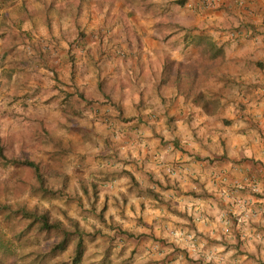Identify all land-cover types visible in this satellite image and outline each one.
<instances>
[{
  "label": "crops",
  "instance_id": "0c3cea01",
  "mask_svg": "<svg viewBox=\"0 0 264 264\" xmlns=\"http://www.w3.org/2000/svg\"><path fill=\"white\" fill-rule=\"evenodd\" d=\"M150 1L154 10L129 16L123 0L119 6L109 0H0V80L3 71L4 83L12 86L19 78L13 67L21 64L25 85L10 100L20 96L31 113L26 118L38 127L40 121L60 127L57 134L48 132L67 150L57 153L46 140L44 157H54L64 177L63 165L72 157L75 205L105 203L103 216L121 220L160 217L163 205L174 202L176 209L169 204L166 217H192L196 232L173 233L209 237L212 244L203 249L213 253L224 247L207 229L222 192L227 191L230 212L243 205L246 214L256 207L264 211V0H215L219 7L209 11L202 0H188L192 14L175 16L173 23L162 21L170 11L161 3L173 9L178 0ZM199 33L221 45V54L206 59L201 45L184 37ZM5 61L10 67L3 68ZM36 68L54 73L52 79H35ZM35 102L41 104L33 110ZM70 140L77 143L75 153ZM251 178L259 193L243 191L253 190ZM145 187L157 190L158 197L146 194ZM239 235L246 239L243 245L224 243L243 250L245 264L255 263L257 253L264 254V227L257 224ZM167 236L176 246V238ZM197 254L196 261L182 258L180 264H209L203 251Z\"/></svg>",
  "mask_w": 264,
  "mask_h": 264
},
{
  "label": "rangeland",
  "instance_id": "374dc122",
  "mask_svg": "<svg viewBox=\"0 0 264 264\" xmlns=\"http://www.w3.org/2000/svg\"><path fill=\"white\" fill-rule=\"evenodd\" d=\"M109 1L112 5L116 4L119 6L122 4L121 0ZM123 1L126 2L125 4L130 8L127 13L129 16H133L136 12H140L141 10L144 12H150L157 7L152 4L150 0ZM184 2H187V5H183ZM184 2L179 3L180 5L176 3L173 4V9H169L170 3L168 6H165L166 2H162V9L170 11V13L163 15L162 21L166 23H173L172 18H176L175 16L184 17L192 14L189 11V1L184 0ZM201 6L203 7V10L205 9L207 11L217 9V7H219V5L215 3V0H202ZM225 11L226 10L223 9L222 12L225 13ZM118 17L121 19L123 15H118ZM190 17L192 18L193 15ZM13 34L15 36H21V38L24 37V35L22 36L20 32H17V30H14ZM18 43H21V46L22 43L26 44V42H23L22 40H19ZM28 46H30L29 43ZM3 63L6 64L3 68L7 66L10 67L6 61ZM37 64H39V62H37ZM42 64H44V62H42ZM32 66L34 67L35 65ZM36 70L37 68L33 71L35 73V79H39L41 76L44 78L46 76L52 79V76L54 75V73H47V75H45V73L36 72ZM12 71L16 72V77L19 75V78H16L14 81H10L12 86L8 84L9 81L4 83V80H6L8 76H6V74L4 75L3 71L1 72V78L4 77L3 83L0 80V142L2 145V151L5 156H15L20 158L25 157L35 161L46 162L54 166L53 158L50 159L48 157H44L46 152L45 143L47 145L50 143L49 147H52L53 143L45 137V135L41 132V129L46 128L47 131L50 129V131L56 133L60 130V127L56 126L54 122H50L48 127L45 125L43 127H38L37 124L32 123L26 118L27 116H31V113L27 112V103L21 102L22 99L20 96L17 98L15 97L16 99L14 100H10V96L12 95L11 93H16L17 91L21 92L22 86L25 85L24 83L22 84V81L25 80L21 78L22 75L25 74V69L22 68V65L20 64L19 67L15 65ZM10 88L11 92H8ZM40 104L41 103L35 102L34 104H31V108L34 110V105L39 106ZM47 114V110L41 112V115L44 118ZM34 115L37 116V114ZM34 135H40V137ZM64 138L65 140L69 139V137ZM46 140L49 141V143ZM71 144L73 145L71 147L75 148V151L71 153H75L78 148L76 145L77 143L75 140H72ZM71 159L72 157L70 156L69 159H66L63 165V170L66 173L65 177L58 174L47 175L46 185L55 191L51 196L47 197L36 195L31 192L30 186L32 185L33 177L31 171L27 167L11 163L3 164L0 158V203L7 204L11 208L17 206H24L28 208L35 205L39 208L48 209L51 215L59 217L60 219H62L63 210L66 215L76 219L80 227H82L85 231L92 233L95 227L98 228L100 231L93 233L91 236L89 235L85 237V251L83 260L80 264H98L100 258L102 257L101 254L106 249L107 259L104 260L106 264H166L168 263L167 261H171L174 258L177 259L174 263L180 264V260H182V258L185 260L190 259L194 262V257L200 256V254L198 255L197 253L201 251L204 253V263L245 264L244 261L246 257L240 258L243 250L236 248L237 250L234 251L230 249V244L234 245L235 243L236 246H239L241 241H246V239H243L245 237L241 239L237 238L240 236L239 232L244 233L249 229H252V227L257 224H260V227H264L263 224H261L264 222V211H260L258 207H256V209L254 208L255 212L253 213L249 211V214H246L245 205H243L244 208L238 206V210L236 209V212H230V210L228 211L226 207V204L228 203L225 201L227 191L222 192L220 199H216V207L218 208L219 206V210L215 208L216 212L214 214H211L210 212V218H212V220L207 226V229L208 231L211 230L216 233V240L219 242L223 240V243L221 244L222 246L224 245L223 248L214 250L213 253L207 252L206 248L203 249L205 245L212 244L210 242L211 238L191 237L185 239V237H181L180 234L173 233L174 230L179 231L180 229L183 233L187 231L196 232L195 220L193 219V222L192 217H189L187 220L185 217H169V215L166 217L165 209H172L169 207V204L174 205V209H176L177 206L174 202L169 201L166 207L163 205L160 210V217H157V215H153L151 217H120L121 220H115L112 217L106 216V222L103 223L98 220L96 216L100 203L96 204L93 208L89 206L78 207L75 205L74 201L71 200L74 197L70 191L72 185H74L72 182L73 178L71 176V173H73L74 170V164ZM59 168L60 166L57 167V170H59ZM239 189L242 190V188ZM243 191L247 194L259 193L252 190H249V192L246 190ZM246 193L244 194L246 195ZM162 203L166 202L163 200ZM179 209L182 208L179 207ZM184 210V213H186L187 209L184 208ZM107 211L108 209L106 207L103 213L106 215ZM178 211L181 212L180 210ZM202 211L204 212V210ZM150 213L153 214V210H150ZM208 213L204 212V215H207ZM77 214H82L83 217H75ZM91 214H94L95 217L93 215L91 217ZM111 219L117 222L119 226L129 229L134 234H139L137 239H132L123 247L116 245L114 240L111 242L107 239L108 236H112L114 233L112 227H114L113 225L115 224H112ZM20 224L21 222L13 220L10 222L6 221L0 215V229L4 232L5 237H10L11 232L17 229ZM167 235L176 238L175 240H172L176 246L172 245L171 239H169ZM235 238H237L236 242ZM227 239H232L229 241L230 244L228 242L224 243ZM133 241L138 243L135 248L131 247V242ZM153 243L157 245L153 247ZM72 245L73 241L67 245L66 249L57 258L65 260L68 259L71 253ZM241 245H243V243H241ZM14 247L19 253L18 263L28 264L29 256L27 257L26 254L42 248L43 242H32L28 240L21 244L14 243ZM187 247H189V251L186 250ZM183 250H185L184 254ZM257 256L258 258L254 257L255 263L253 264H264V254L260 256L257 253Z\"/></svg>",
  "mask_w": 264,
  "mask_h": 264
},
{
  "label": "trees",
  "instance_id": "16d2710c",
  "mask_svg": "<svg viewBox=\"0 0 264 264\" xmlns=\"http://www.w3.org/2000/svg\"><path fill=\"white\" fill-rule=\"evenodd\" d=\"M184 0H178L177 3H183ZM189 41H194L196 45H201L202 52L205 53L206 59L220 55L222 52L221 45L215 46L210 37L204 34H192L185 35ZM167 64H171L167 62ZM166 64V65H167ZM165 65V66H166ZM179 69V68H178ZM176 83H180L175 76ZM191 86L192 83H187ZM40 127H43L42 121H40ZM41 132L45 137L53 143V149H58L57 153H63L67 148L60 143L58 139L50 135L46 128L41 129ZM54 151V150H53ZM60 155H58V161H61ZM0 158L3 164L11 163L19 166L27 167L32 174L33 182L30 186V190L33 194L40 196H51L55 191L46 185L47 175L58 174L61 172L56 167L42 161H35L28 158H20L15 156H5L2 151V145L0 142ZM54 158V157H53ZM128 175L129 179L135 183L134 177L130 172L124 170ZM82 182H84L82 180ZM143 191L152 197H158V191L152 187H145ZM204 192V191H203ZM198 194V193H191ZM91 196L92 201L95 202L97 199V188L96 183H91ZM93 208L94 205H91ZM105 203L101 204L97 210L96 216L101 222H106L103 216L105 209ZM0 215L6 221H17L21 222L19 227L13 230L10 237H5L4 232L0 229V264H19L18 256L19 253L14 247V243H23L26 241H42L43 247L35 250L34 252L27 253L28 264H80L83 260L85 251V237L91 236L93 233L100 231L98 228H94L92 233L85 231L80 227L78 221L72 217L66 215L62 210V219L51 215L50 211L46 208H39L35 205L31 207L17 206L11 208L9 205L0 203ZM112 222V221H111ZM112 227L113 235L108 236L111 242L114 240L116 245L123 247L124 244L130 242L132 239L136 240L139 234H134L126 228H121L119 224L113 223ZM73 241L71 253L68 259L57 258L67 247V245ZM136 241H133L132 248L136 247ZM170 245V244H169ZM107 249L101 254L98 264H106L104 260L107 259ZM25 256V257H26ZM57 258V259H56ZM196 261V259H194Z\"/></svg>",
  "mask_w": 264,
  "mask_h": 264
},
{
  "label": "built area",
  "instance_id": "2783aa9c",
  "mask_svg": "<svg viewBox=\"0 0 264 264\" xmlns=\"http://www.w3.org/2000/svg\"><path fill=\"white\" fill-rule=\"evenodd\" d=\"M167 170H168L169 173H172L174 169L172 167L168 166ZM221 178L224 179L225 177L222 176ZM249 181L251 183V188L253 189L252 191H255L256 190V182H255V180L253 178H251V179H249ZM255 192H258V191H255Z\"/></svg>",
  "mask_w": 264,
  "mask_h": 264
}]
</instances>
